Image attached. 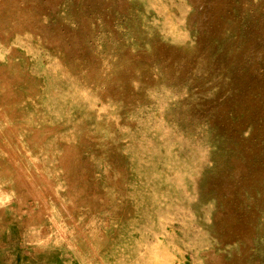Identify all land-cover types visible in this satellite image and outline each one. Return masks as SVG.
Wrapping results in <instances>:
<instances>
[{"label":"rangeland","instance_id":"374dc122","mask_svg":"<svg viewBox=\"0 0 264 264\" xmlns=\"http://www.w3.org/2000/svg\"><path fill=\"white\" fill-rule=\"evenodd\" d=\"M0 264H264V0H0Z\"/></svg>","mask_w":264,"mask_h":264}]
</instances>
